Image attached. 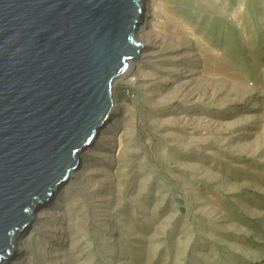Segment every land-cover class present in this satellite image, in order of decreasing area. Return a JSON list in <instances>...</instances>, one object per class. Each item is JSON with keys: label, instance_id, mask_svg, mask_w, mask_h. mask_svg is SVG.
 I'll return each instance as SVG.
<instances>
[{"label": "rangeland", "instance_id": "1", "mask_svg": "<svg viewBox=\"0 0 264 264\" xmlns=\"http://www.w3.org/2000/svg\"><path fill=\"white\" fill-rule=\"evenodd\" d=\"M146 15L106 136L13 264H264V0Z\"/></svg>", "mask_w": 264, "mask_h": 264}, {"label": "water", "instance_id": "2", "mask_svg": "<svg viewBox=\"0 0 264 264\" xmlns=\"http://www.w3.org/2000/svg\"><path fill=\"white\" fill-rule=\"evenodd\" d=\"M142 18V0H0V264L113 117Z\"/></svg>", "mask_w": 264, "mask_h": 264}, {"label": "bare ground", "instance_id": "3", "mask_svg": "<svg viewBox=\"0 0 264 264\" xmlns=\"http://www.w3.org/2000/svg\"><path fill=\"white\" fill-rule=\"evenodd\" d=\"M148 2L149 0H142V6H143V18H142V21H140L137 25V36L138 38L141 40V42L143 43L144 45V50L143 51H146V50H151L152 49V42L151 40H149L148 37H146V35H142L141 34V31L143 29V23L145 22V18H146V13H148ZM145 57V52L142 53V55H140L139 58H134L130 61V64H129V67H128V70L126 71V75L125 76H133L135 74V71H136V68H138V60L140 59H143ZM135 70V71H134ZM116 102H117V99H116ZM117 105V103H116ZM117 110V108H115V111ZM115 113V112H114ZM115 115V114H114ZM113 115V117H114ZM110 121V120H109ZM108 121V122H109ZM108 122L105 124V126L108 124ZM104 126V127H105ZM108 126V125H107ZM107 126L103 129H101L99 131V134H98V138L100 137H103V136H106V129H107ZM96 142V140H95ZM95 142H93L92 145H90V147L87 149V150H84V153L80 154L79 155V163H78V166L77 168L75 169V171L73 172L74 175H80L82 174L85 170H87V168L89 167L88 164H89V160H87L86 156L90 153H93L95 152V149L93 148L94 145H95ZM71 178H72V175H71ZM70 178V179H71ZM70 179L67 181V182H64L63 184H61L57 190L53 191L52 193V196L48 197V199H45L43 201V203H40L37 208H36V211L34 213V219L32 220L31 224L27 225L24 229H21L18 234H17V240H16V246H15V250L13 251V254L10 255L9 257H6L2 262L1 264H13V263H17L15 262L16 260H23V257L24 256H21V249L23 248V244L24 243H27L28 239H29V235L28 233L30 232V228H28L29 226L32 227V225L34 224H38V222L41 220V216L42 215H45L46 214V211H44V207L46 206V204L50 201H52V198L55 197V194L57 191H59L61 189L62 186L65 185V183H68L70 181ZM71 183V182H69ZM68 183V184H69ZM52 197V198H51ZM33 225V226H34ZM18 245V246H17ZM113 245V244H112ZM135 255V252L132 253V256ZM21 256V257H20Z\"/></svg>", "mask_w": 264, "mask_h": 264}, {"label": "trees", "instance_id": "4", "mask_svg": "<svg viewBox=\"0 0 264 264\" xmlns=\"http://www.w3.org/2000/svg\"><path fill=\"white\" fill-rule=\"evenodd\" d=\"M123 96V95H122Z\"/></svg>", "mask_w": 264, "mask_h": 264}]
</instances>
